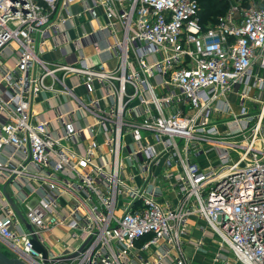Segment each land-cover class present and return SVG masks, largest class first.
<instances>
[{
    "label": "built area",
    "instance_id": "2783aa9c",
    "mask_svg": "<svg viewBox=\"0 0 264 264\" xmlns=\"http://www.w3.org/2000/svg\"><path fill=\"white\" fill-rule=\"evenodd\" d=\"M225 1L205 25L197 0H0V180L13 189L0 238L12 257L192 264L195 230L201 247L264 264V0ZM78 3L97 25L96 61L61 38ZM232 95L238 111L217 122ZM59 228L54 253L45 235Z\"/></svg>",
    "mask_w": 264,
    "mask_h": 264
},
{
    "label": "crops",
    "instance_id": "0c3cea01",
    "mask_svg": "<svg viewBox=\"0 0 264 264\" xmlns=\"http://www.w3.org/2000/svg\"><path fill=\"white\" fill-rule=\"evenodd\" d=\"M84 7H85L84 4L78 3L72 9L74 13L76 14L79 13V15L78 16L76 15L72 19V22L66 26L67 28L65 30V34H62L61 38L65 40L69 39L70 49L73 51L75 50L77 39H80L83 43L84 54L88 57H92L93 58L92 61L93 60L96 61L95 58L97 57H93L94 51L91 49L90 39H88L87 37H88V34L97 31V28H96L97 25L94 21H91L90 16L84 12ZM94 36L95 37H90V38H94L95 40H101L106 35L103 33L102 34L100 33V34H95ZM114 36H115L114 33H112V36H110V39L112 41H114L115 39ZM54 54L55 53H46L44 57L45 59H49V58L53 59V57H57V56L59 57L58 53H56L57 56H55ZM106 67L112 70L115 68V63L109 61ZM230 100L232 102V110L236 108V111H238L237 98L234 95H232L230 97ZM38 110L39 112L41 111L46 112L45 115L49 116V113L47 111V104L40 102L39 107H37V111ZM219 127L221 128L222 131L225 130L224 126L219 125ZM215 154L216 152L213 151L209 154V157H213ZM12 190L13 189L10 184L4 185L0 180V191H3L4 193L3 196L0 195V203L4 202L3 200H6L7 198L8 200L12 198ZM190 232L192 234V237L190 235L188 238L185 239V243H184L186 256L188 257V259H190L192 264H210V259L208 257L207 258L205 257V245L204 247L197 245L201 239V235H202L201 232L195 233L196 232L195 230L193 231L190 230ZM65 233H66V230L64 228H59V229L54 230L52 233L45 235L47 247L54 253H58L61 251L60 249L61 245L59 242L60 241L59 238L64 237ZM235 264H238V263H235Z\"/></svg>",
    "mask_w": 264,
    "mask_h": 264
},
{
    "label": "rangeland",
    "instance_id": "374dc122",
    "mask_svg": "<svg viewBox=\"0 0 264 264\" xmlns=\"http://www.w3.org/2000/svg\"><path fill=\"white\" fill-rule=\"evenodd\" d=\"M232 112L235 113L236 108L233 111L231 110V112H229V113L223 112L222 114L216 115L215 120L217 122L224 121L225 119L229 118L230 115H232ZM21 212L23 215H25L26 208L24 206L21 207ZM195 233H197V232H195ZM194 238H196V237H194ZM0 250L3 251L9 257H12L15 255L10 249L5 247L2 243H0ZM220 254H222V256H219ZM205 257L206 258L208 257L210 259V264H235L236 263L232 254L226 249H223L220 252L219 251V245L213 243L212 239H205Z\"/></svg>",
    "mask_w": 264,
    "mask_h": 264
},
{
    "label": "trees",
    "instance_id": "16d2710c",
    "mask_svg": "<svg viewBox=\"0 0 264 264\" xmlns=\"http://www.w3.org/2000/svg\"><path fill=\"white\" fill-rule=\"evenodd\" d=\"M201 11L200 16L203 24H213L218 17L224 15L229 7L225 0H197Z\"/></svg>",
    "mask_w": 264,
    "mask_h": 264
},
{
    "label": "water",
    "instance_id": "95a60500",
    "mask_svg": "<svg viewBox=\"0 0 264 264\" xmlns=\"http://www.w3.org/2000/svg\"><path fill=\"white\" fill-rule=\"evenodd\" d=\"M27 228L30 231L32 230L29 224H27ZM0 243L7 246V243L1 238H0ZM31 243L33 245V249L37 253H41L44 256V258H47V250L36 237L32 238ZM0 264H23V263L17 258L9 257L3 251L0 250Z\"/></svg>",
    "mask_w": 264,
    "mask_h": 264
}]
</instances>
